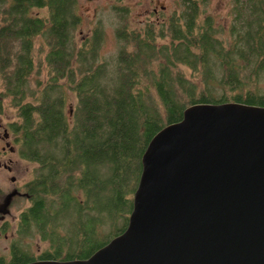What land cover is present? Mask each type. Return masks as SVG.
Masks as SVG:
<instances>
[{
    "label": "trees",
    "instance_id": "obj_1",
    "mask_svg": "<svg viewBox=\"0 0 264 264\" xmlns=\"http://www.w3.org/2000/svg\"><path fill=\"white\" fill-rule=\"evenodd\" d=\"M203 2L182 0L164 21L132 29L129 7L117 5L118 50L105 57L102 24L76 36L79 0H0L2 93L18 109L20 155L37 163L17 229L48 242L39 256L13 243L0 264L89 257L126 229L155 133L193 103L264 105V0H232L228 26ZM38 35L48 79L34 87Z\"/></svg>",
    "mask_w": 264,
    "mask_h": 264
},
{
    "label": "water",
    "instance_id": "obj_2",
    "mask_svg": "<svg viewBox=\"0 0 264 264\" xmlns=\"http://www.w3.org/2000/svg\"><path fill=\"white\" fill-rule=\"evenodd\" d=\"M142 164L123 232L87 258L23 264H264V105L190 104Z\"/></svg>",
    "mask_w": 264,
    "mask_h": 264
},
{
    "label": "rangeland",
    "instance_id": "obj_3",
    "mask_svg": "<svg viewBox=\"0 0 264 264\" xmlns=\"http://www.w3.org/2000/svg\"><path fill=\"white\" fill-rule=\"evenodd\" d=\"M81 12L83 14L82 21L77 29V38L83 40L88 36L97 24H102L105 32V39L102 47V54L108 57L110 53L118 50V41L116 38V26L121 24V18L116 12V6H128L129 12H126V21L129 28H142L149 22L164 21L175 10L180 9L182 0H79ZM41 14H47L46 9H37ZM203 13H212L218 21H223L228 26V21L232 19V0H205L202 3ZM47 44L41 35L36 37L34 57L37 67L30 75V84L34 87L38 86V82L45 83L48 79L47 67L45 65V55ZM189 72V70L187 69ZM5 85L0 74V130L3 132V126L8 124L10 120L18 118V109L13 105L10 97L4 95ZM69 97L75 101V95L69 89ZM72 104H68V109H72ZM1 144V142H0ZM36 162L22 159L14 164V171L18 176V184H24L28 179L33 177ZM27 167V169H26ZM12 184L10 173L3 170L0 166V185L8 187ZM6 191V189H5ZM0 192H4L0 189ZM30 204L27 196H21L12 206V213L8 215V223L2 226L0 219V255L6 262L13 259L12 245L18 243L23 249L30 251L32 255L39 256L44 251L48 242L38 237L21 236L18 233L17 225L20 212ZM4 227V228H2Z\"/></svg>",
    "mask_w": 264,
    "mask_h": 264
},
{
    "label": "flooded vegetation",
    "instance_id": "obj_4",
    "mask_svg": "<svg viewBox=\"0 0 264 264\" xmlns=\"http://www.w3.org/2000/svg\"><path fill=\"white\" fill-rule=\"evenodd\" d=\"M13 121L14 120H10L7 126L6 125L3 126L4 128L3 132L0 130V142H1L0 144V166L3 170L10 173V180L12 182V184H10L8 187L5 188L6 191L4 187L0 185V189L4 191L2 193L0 192V219L2 220V223H3L2 226L7 225L8 223L7 216L12 213V206L14 205L15 201L19 199L21 196H26V192H25V189L23 188V184H20V183L18 184L17 182L18 176L15 173H13L15 162L20 161L21 158L25 160V158H23L20 155V152L18 150L17 141H19V136L18 134L15 133V131H13V128L11 127V123ZM1 126L2 124H0V128ZM11 193L13 194L11 196L9 205L7 206L9 210L6 212H3L1 211V208ZM1 258L2 256L0 255V259ZM11 261H8V262L5 261V262L10 263Z\"/></svg>",
    "mask_w": 264,
    "mask_h": 264
}]
</instances>
